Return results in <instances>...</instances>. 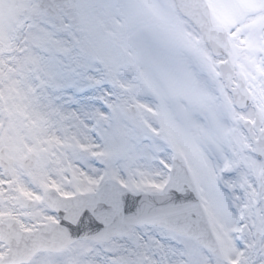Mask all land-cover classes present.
<instances>
[{
    "label": "snow or ice",
    "instance_id": "6c2138e0",
    "mask_svg": "<svg viewBox=\"0 0 264 264\" xmlns=\"http://www.w3.org/2000/svg\"><path fill=\"white\" fill-rule=\"evenodd\" d=\"M0 264H264V0H0Z\"/></svg>",
    "mask_w": 264,
    "mask_h": 264
}]
</instances>
